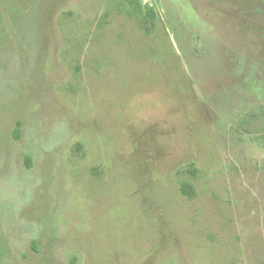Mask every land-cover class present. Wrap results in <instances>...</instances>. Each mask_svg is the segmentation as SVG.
Masks as SVG:
<instances>
[{
    "label": "rangeland",
    "instance_id": "obj_1",
    "mask_svg": "<svg viewBox=\"0 0 264 264\" xmlns=\"http://www.w3.org/2000/svg\"><path fill=\"white\" fill-rule=\"evenodd\" d=\"M0 238L264 264V0H0Z\"/></svg>",
    "mask_w": 264,
    "mask_h": 264
},
{
    "label": "trees",
    "instance_id": "obj_2",
    "mask_svg": "<svg viewBox=\"0 0 264 264\" xmlns=\"http://www.w3.org/2000/svg\"><path fill=\"white\" fill-rule=\"evenodd\" d=\"M126 1H128V0H126ZM133 4H134V2H132V5H133ZM19 134H20V129L17 128V129H16V137H18ZM190 192H191V189L189 188L188 193H190ZM190 194H191V193H190ZM0 245H1V238H0Z\"/></svg>",
    "mask_w": 264,
    "mask_h": 264
}]
</instances>
